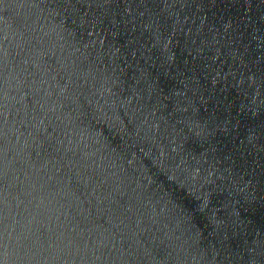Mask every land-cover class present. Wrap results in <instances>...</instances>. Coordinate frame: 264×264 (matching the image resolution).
<instances>
[{
  "label": "water",
  "instance_id": "obj_1",
  "mask_svg": "<svg viewBox=\"0 0 264 264\" xmlns=\"http://www.w3.org/2000/svg\"><path fill=\"white\" fill-rule=\"evenodd\" d=\"M0 264H264V0H0Z\"/></svg>",
  "mask_w": 264,
  "mask_h": 264
}]
</instances>
